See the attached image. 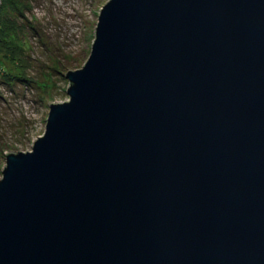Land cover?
Returning a JSON list of instances; mask_svg holds the SVG:
<instances>
[{
	"label": "water",
	"instance_id": "1",
	"mask_svg": "<svg viewBox=\"0 0 264 264\" xmlns=\"http://www.w3.org/2000/svg\"><path fill=\"white\" fill-rule=\"evenodd\" d=\"M65 75L0 264H264V0H107Z\"/></svg>",
	"mask_w": 264,
	"mask_h": 264
},
{
	"label": "rangeland",
	"instance_id": "2",
	"mask_svg": "<svg viewBox=\"0 0 264 264\" xmlns=\"http://www.w3.org/2000/svg\"><path fill=\"white\" fill-rule=\"evenodd\" d=\"M6 13L14 16L10 0ZM107 0H31L0 41V177L6 151L30 149L44 133L50 102L69 97V68L90 54L101 6ZM76 57V60H73Z\"/></svg>",
	"mask_w": 264,
	"mask_h": 264
},
{
	"label": "trees",
	"instance_id": "3",
	"mask_svg": "<svg viewBox=\"0 0 264 264\" xmlns=\"http://www.w3.org/2000/svg\"><path fill=\"white\" fill-rule=\"evenodd\" d=\"M31 0H10L12 7V13L14 16L6 13V1H1L0 4V41L4 43L9 42L8 33L12 28H16L17 25H23V22L19 21V18L27 19V8ZM18 18V19H17ZM24 26V25H23ZM77 58L74 57L73 60ZM70 69V68H69Z\"/></svg>",
	"mask_w": 264,
	"mask_h": 264
}]
</instances>
